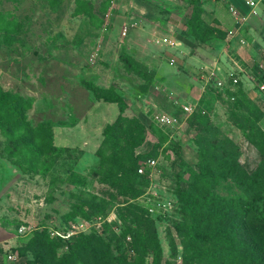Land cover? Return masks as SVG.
<instances>
[{
  "label": "rangeland",
  "instance_id": "1",
  "mask_svg": "<svg viewBox=\"0 0 264 264\" xmlns=\"http://www.w3.org/2000/svg\"><path fill=\"white\" fill-rule=\"evenodd\" d=\"M254 1L264 13V0ZM202 5L212 16L196 22L192 16L199 11L200 17ZM75 9L82 13L75 15ZM0 13L13 22L10 33L0 27V88L30 100L28 124H48L58 150L47 172L57 179L51 185L40 171L23 173L0 156V264H27L31 258L19 250L39 225L66 244L80 233L98 232L103 222H114L116 233L127 224L118 213L133 200L119 204L120 196L103 217L72 222L64 215L74 204L69 192L79 188L69 183L70 170L83 179L80 188L90 196L105 202L116 196L95 175L97 150L106 126L127 130L136 125L143 135L133 153L156 161V175L146 187H137L134 202L152 210L150 219L165 212L155 219L162 258L180 264L179 236L166 219L175 218L172 188L182 164L195 168L198 162V133L187 126L191 117L182 107L206 117L210 130L200 128L201 136L217 133L238 148V163L246 172L261 163L263 156L236 124H247L251 113L264 132V17L240 20L225 0H0ZM238 29L240 36L226 39ZM164 36L180 41L181 53L159 46L156 38ZM170 57L173 66H168ZM230 76L236 83L227 87ZM217 80L226 89H215ZM94 89L110 90L121 101L97 99ZM237 90L241 96H234ZM236 101L239 106H233ZM161 115L174 117L176 124L159 126L155 117ZM1 141L0 135V152ZM167 202L171 208L162 209ZM168 238L176 245L174 258ZM64 251L60 247L57 253ZM6 253L14 260L7 262ZM144 264H150L149 256Z\"/></svg>",
  "mask_w": 264,
  "mask_h": 264
},
{
  "label": "trees",
  "instance_id": "2",
  "mask_svg": "<svg viewBox=\"0 0 264 264\" xmlns=\"http://www.w3.org/2000/svg\"><path fill=\"white\" fill-rule=\"evenodd\" d=\"M90 10L91 7L87 12ZM197 12L192 18L201 22ZM80 13L75 9V15ZM6 17L7 14L0 13V27L10 33L13 22L7 21ZM90 18L101 23L93 15ZM187 33L190 35L191 30ZM92 91L97 99L121 101V97L110 90L106 93ZM238 95H242L239 90L234 96ZM30 104V100L0 88V156L23 173L40 171L48 176L51 185L57 179L47 172L54 165L58 150L53 145L48 124H28L26 111ZM239 105L237 101L233 104ZM189 117L187 126L198 133L195 142L198 162L195 168L182 164V172L176 175L172 188L175 218L166 219L171 230L179 236L180 264H264V132L255 125L251 113L248 114L250 119L246 118L247 124H236L246 140L263 156L261 163L248 173L240 167L238 148L231 141L217 133L210 139L200 135L204 130H210L205 116H200L196 110ZM202 127L205 129L200 130ZM136 130L139 132L135 138L132 133ZM142 135L138 125L127 130L106 126L103 132L95 175L101 184L116 190L111 202L90 196L80 188L83 179L72 170L68 174L69 183L79 186L69 192L74 204H70L64 215L68 221L73 222L77 217H103L104 211L109 210V205L120 196L123 201L119 204L133 200L119 209L124 210V213H118L119 219L126 220L127 224L121 225L116 233L111 229L117 228L114 222H103L98 232L80 233L69 238L66 244L56 236L50 237L45 227L39 225L19 250L20 254L31 258L27 264H144L147 256L150 264H170L162 258L155 233V221L164 217L150 219L145 207L134 202L140 194L137 187L147 185L146 177L136 173L138 163L145 158L143 154L133 153V149L141 144ZM183 175L186 178H182ZM60 247L65 251L59 254ZM168 247L170 257L174 258L176 245L172 238H168Z\"/></svg>",
  "mask_w": 264,
  "mask_h": 264
},
{
  "label": "built area",
  "instance_id": "3",
  "mask_svg": "<svg viewBox=\"0 0 264 264\" xmlns=\"http://www.w3.org/2000/svg\"><path fill=\"white\" fill-rule=\"evenodd\" d=\"M257 1H254V0H245V5L248 6L250 9L254 8L255 4H256ZM232 15L234 17H236V14L234 12H232ZM239 18V17H238ZM240 20H242L241 18H239ZM236 32H229L228 36L229 37H233L235 35ZM122 35H123V32H122ZM156 41H158V45L163 47V48H166L168 51L172 52L173 55H177L176 52H180L179 49H178V43L176 41H173L171 39V37H161V38H156ZM175 51V52H174ZM168 65L169 66H173L174 65V58L173 57H170L168 58V61H167ZM215 70H218L217 68H215ZM212 74V73H211ZM223 80H217V82L215 83V86L214 88L215 89H219V90H222L223 88L226 89V85L225 83L222 82ZM229 82L230 83H227V87L232 85V84H235L236 83V80L234 78H232V76L229 77ZM182 110L185 112V114L187 115L186 117H188L190 114H191V110L189 109V107H185L183 106L182 107ZM157 123L159 124V126L161 127H164V126H169L171 127L173 124H176V119L174 117H170V116H157L155 117ZM156 161H154L153 159H146L144 161H141L138 163V166H137V169H136V173L139 174V175H144L146 177V179L148 180H151L152 177H154L156 174ZM167 206H161L162 209L164 208V210H168L171 208L170 206V203L167 202ZM162 205V204H161ZM173 207H175V203L173 205ZM171 208L172 209V212L174 211L175 208ZM147 212L149 213V211H152L151 209L149 208H146ZM168 215V214H167ZM160 216L162 217H165L166 214L165 212L164 213H161ZM80 228H82V225H79ZM22 230V228H21ZM72 233L69 232V235H71ZM53 236H59L56 232H51L50 233V237H53ZM4 258L7 262H11L14 260L13 258V255L11 253H6L4 255Z\"/></svg>",
  "mask_w": 264,
  "mask_h": 264
},
{
  "label": "crops",
  "instance_id": "4",
  "mask_svg": "<svg viewBox=\"0 0 264 264\" xmlns=\"http://www.w3.org/2000/svg\"><path fill=\"white\" fill-rule=\"evenodd\" d=\"M200 1H202V0H200ZM225 3L228 6H231L232 8H235V10L237 12V17L241 18L242 20H245L246 21L248 19L249 20H253V19H257L259 17H264V13L258 7L257 2L255 4L254 8H252V9H250L248 6L245 5V0H243V1L242 0H225ZM237 4H241L242 6L246 7L247 10L244 11V12L243 11H240L238 9V5ZM201 7H202V11L200 12V19L203 20V21H207L208 18L211 17L212 15L209 13V11L206 10V7L204 5H202ZM236 33H237L236 35H239L240 36V30L239 29L236 31ZM227 38H230V37L227 35L226 36V39ZM177 43L180 44L181 42L180 41H177ZM179 51L181 53V49H179Z\"/></svg>",
  "mask_w": 264,
  "mask_h": 264
}]
</instances>
